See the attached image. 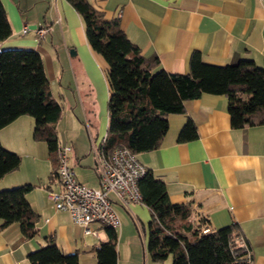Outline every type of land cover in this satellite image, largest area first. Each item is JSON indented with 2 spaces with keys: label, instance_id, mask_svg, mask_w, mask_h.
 Listing matches in <instances>:
<instances>
[{
  "label": "crops",
  "instance_id": "1",
  "mask_svg": "<svg viewBox=\"0 0 264 264\" xmlns=\"http://www.w3.org/2000/svg\"><path fill=\"white\" fill-rule=\"evenodd\" d=\"M0 1L12 29L0 48L37 51L51 97L57 102L51 91L54 85V92L73 112L78 110L90 130L101 119L107 130L108 65L87 43L78 12L67 0ZM87 1L106 21L118 22L145 60L158 61L152 72L187 74L194 52L208 64L224 66L249 59L264 66V0ZM24 25L29 31L22 35ZM41 26L48 29L43 38L35 33ZM167 121L158 148L136 155L138 161L164 183L170 203L190 205L194 223L203 218L212 231L236 223L252 264H264V124L232 127L226 97L212 94L186 101L183 112L168 115ZM189 121L197 137L178 142ZM33 132L34 119L29 115L0 129L1 145L22 158L16 170L0 179V190L34 186L26 199L38 216L36 232L29 239L22 237L17 223L2 226L0 220V264H30L28 253L44 246L47 238H53L63 254H76L79 264H96L95 249L107 240L104 227L91 224V233L86 234L67 212L54 208L48 197L49 191L58 189L54 165ZM58 145L71 147L69 164L76 179L89 187L84 181L92 173L98 187L90 146L84 150ZM112 209L120 223L114 229L116 264H171L167 259L154 262L147 253L151 212L146 205L131 203L125 209L113 199Z\"/></svg>",
  "mask_w": 264,
  "mask_h": 264
},
{
  "label": "trees",
  "instance_id": "2",
  "mask_svg": "<svg viewBox=\"0 0 264 264\" xmlns=\"http://www.w3.org/2000/svg\"><path fill=\"white\" fill-rule=\"evenodd\" d=\"M80 15L87 43L108 65V125L104 150L110 153L124 146L134 155L155 150L168 129L167 116L180 114L184 103L202 94L222 95L227 99L231 126L244 128L264 124V66L241 59L232 65L218 66L202 61L199 52L189 59L187 74L152 72L158 61L145 60L139 48L120 30L117 21H106L87 0H67ZM12 33L0 1V44ZM22 115L34 119L33 137L46 144L57 175L58 147L55 123L60 105L51 97L49 82L40 54L32 49L0 48V129ZM197 137L189 121L181 129L178 142ZM21 158L0 143V179L16 170ZM34 186L0 190L2 226L17 223L24 239L35 234L38 216L26 199ZM141 203L151 212L147 225V253L154 262L169 256L171 264H252L248 261L239 226L232 223L212 231L207 220H192L189 204H172L164 183L151 171L138 181ZM107 240L96 249V264H116L117 234L103 226ZM206 231V232H204ZM30 264H79L76 254H63L53 238L28 253Z\"/></svg>",
  "mask_w": 264,
  "mask_h": 264
},
{
  "label": "built area",
  "instance_id": "3",
  "mask_svg": "<svg viewBox=\"0 0 264 264\" xmlns=\"http://www.w3.org/2000/svg\"><path fill=\"white\" fill-rule=\"evenodd\" d=\"M28 31L24 25L21 34L25 35ZM47 31L46 27L41 26L35 33L43 38ZM104 140L105 137L90 142L99 182L96 188L88 187L76 179L69 164L70 146L58 145L56 150L58 189L49 191L48 197L56 210L67 212L72 222L82 226L86 234L91 233L88 227L91 224L112 229L119 227V219L112 209L113 199L125 209L131 203H141L138 181L145 175L146 168L124 146L107 153ZM238 243L243 246L248 261H252L249 247L242 237Z\"/></svg>",
  "mask_w": 264,
  "mask_h": 264
},
{
  "label": "rangeland",
  "instance_id": "4",
  "mask_svg": "<svg viewBox=\"0 0 264 264\" xmlns=\"http://www.w3.org/2000/svg\"><path fill=\"white\" fill-rule=\"evenodd\" d=\"M54 90L55 86L53 85L51 87L52 94L57 98V103H59L61 107V116L59 120L55 123V133L57 136V142H62V144L68 143L69 145L72 144L74 149L83 146L84 150H86L87 146H90V142L92 139L97 138L99 140L105 134L106 128L104 126L103 120L101 119L99 121L96 128L90 130L88 128L87 123L82 119V115L80 116V114H78V110L77 112H73L70 108H68L64 98L55 93ZM87 128L88 131L86 130ZM38 144H41L43 146L44 152L47 154L46 144L43 142H40ZM42 168L43 173L46 176L48 172L47 165L44 164ZM86 177L88 178V180L84 182L87 183L89 187L91 186L92 188H96L97 186L94 174L87 173ZM168 260H171L170 256L167 258V262H169Z\"/></svg>",
  "mask_w": 264,
  "mask_h": 264
},
{
  "label": "water",
  "instance_id": "5",
  "mask_svg": "<svg viewBox=\"0 0 264 264\" xmlns=\"http://www.w3.org/2000/svg\"><path fill=\"white\" fill-rule=\"evenodd\" d=\"M70 53H71V55H74V51H71Z\"/></svg>",
  "mask_w": 264,
  "mask_h": 264
}]
</instances>
